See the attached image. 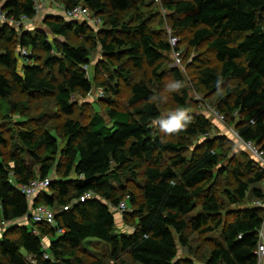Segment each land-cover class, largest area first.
<instances>
[{"label":"trees","instance_id":"obj_1","mask_svg":"<svg viewBox=\"0 0 264 264\" xmlns=\"http://www.w3.org/2000/svg\"><path fill=\"white\" fill-rule=\"evenodd\" d=\"M1 1L10 20L39 17L32 0ZM55 1L64 14L87 7L104 27L96 34L88 22L48 16V32L63 40L57 43L41 29L0 21V116L8 121L15 113L31 121V100L53 99V114L44 112L38 120L50 116L60 123L59 130L31 126L13 135L8 155L10 138L0 126V229L11 224L0 239V264H259L264 208L244 205L249 197L264 199V167L246 151L228 156L225 142H232L211 139L213 127L202 114L185 116L179 131L205 138L189 157L184 141H164L155 131L162 120L156 92L135 71L151 69L161 83L172 76L179 109L186 111L189 101L183 67H165L166 56L172 58L166 33L150 28L135 0ZM161 6L172 16L176 37L189 33V48L206 45L214 53V64L195 59L191 90L220 93L224 118L230 117L243 141L264 152V0H161ZM70 35L83 43L71 44ZM97 43L109 60L104 80L105 67L95 66L92 79L85 70ZM121 81L130 88L128 110L115 100ZM95 84L103 99L109 93L108 120L97 113L84 124L76 119L74 97L90 95ZM225 174L236 181L223 192L228 211L214 182ZM45 178L51 179L49 191L29 203L20 186ZM131 182L140 193L128 190L125 183ZM88 193L92 197L82 201ZM124 201L132 208L126 232L118 229L114 212ZM39 206L55 212V225L33 222L31 210ZM23 219L28 222L18 223ZM193 234L211 235L206 256L195 257ZM180 248L188 255L180 258Z\"/></svg>","mask_w":264,"mask_h":264},{"label":"rangeland","instance_id":"obj_2","mask_svg":"<svg viewBox=\"0 0 264 264\" xmlns=\"http://www.w3.org/2000/svg\"><path fill=\"white\" fill-rule=\"evenodd\" d=\"M136 5L138 6V12L142 15H144L148 20L150 24V28L153 30L158 31H164L166 34V37L164 35V38L168 41L170 40V36L174 35V31L171 28V14L166 12L162 6H161V0H135ZM54 3L51 4L50 0H42L41 4L44 6V11H42L38 18H36L33 21L26 22L21 26L20 29L22 30H37L41 29L45 31L48 34V38L52 42L60 43L63 41L62 39L56 38L54 35H52L50 32H48V29L45 26V20L48 18V16L51 15H63L65 16L64 9L61 4L57 3L55 0ZM3 5V1L0 0V7ZM127 16V15H126ZM127 18H131L130 16H127ZM103 20V18H101ZM104 22V20H103ZM2 23V22H1ZM104 27V26H103ZM103 27L99 26V29L95 33L97 34L100 29ZM171 28V29H170ZM179 37V44L178 47L181 50L182 57H185V62L183 65V74L186 78V88L189 92V101H188V109L186 111H181L178 107V105L175 103L174 99L172 98L173 93L177 92V86L175 83L174 78L172 76L167 77L162 83L158 82L154 79V75L152 73L151 69L144 68L143 71L137 70L135 71V77L137 80L143 79L146 82L149 83L151 88L156 92V102L159 104V108L162 113V120L160 122L155 123V131L158 133V135L164 140V141H170V142H178V141H184V143L187 146V156H191L193 153L195 147L199 145L201 142H204L205 138L202 137H189V136H180L179 131L182 130L186 126V120H184V117L188 114H202L206 118L209 119L211 125L213 128H211V139L216 138H222L225 137L228 139L231 143L225 142L226 149L228 150V156H232L233 154H239L241 151H245L244 148L240 146V144L236 140V135L233 131H236L234 126L230 125L228 122H230V117H228V121L224 118L222 114L221 107V101H220V93L213 94V95H206L205 93H197L195 88L193 87L191 90V85L194 86L193 80H194V65H195V59H207L211 61V63L215 62L214 60V53L206 46L202 45L200 48L191 49L187 45V37H189V33H184L183 31H178ZM168 35V36H167ZM71 39L69 42L71 44H81L83 43V39H79L73 35H70ZM97 37V36H95ZM169 37V38H168ZM176 37V36H175ZM94 42V41H93ZM93 43H91L92 45ZM92 63L89 66V73L90 78H93L94 74V67L100 65L102 68L105 67L104 73L101 75V80H104L108 76V59L107 56L103 53L102 47L97 43L94 51L91 55ZM170 58V59H169ZM108 60V61H107ZM25 60L21 57H19V64H23ZM165 67L167 69H170L171 67H175L172 58L168 54L165 58ZM214 64V63H213ZM166 69V70H167ZM165 70V69H164ZM194 74V75H193ZM121 86V94L119 97H115V100L117 102V108H120L122 110H128L127 100L129 98L130 88L125 84L124 81L120 82ZM100 91H103V89H99L98 86L95 84L93 92L85 96L83 94H78L74 97V102L76 105L75 114L76 119L79 120L81 123L87 124L89 120L97 113L102 115L104 118L107 119L106 113H105V106L107 103V98H109V93H105V99L104 93H100ZM103 99V100H102ZM31 104L33 105V110L30 113L31 121L27 118L22 117L19 114H11L8 121L4 120L0 116V126L2 130L6 133V136L9 139V147L6 149V153H8L11 150V147L13 146L11 144V137L14 135H17L22 130H29V128L32 126L34 129H40L44 128L48 131H54L59 130V122H56V119L53 117H46L44 122L39 117L44 113L47 112L48 114L52 115L54 111V101L53 99H42L39 98L38 100L32 99ZM108 120V119H107ZM172 123V128L174 130H168V123ZM43 130V129H42ZM236 142V145L234 144V141ZM18 146H21L19 143H17ZM26 161L30 166L35 167L34 161L29 156H26ZM229 164V161L227 160L226 163H224V166H227ZM140 182V181H139ZM215 187H216V193L219 194V196L224 200L226 204L225 211H228L232 208L229 204H227V201L223 198V192L226 189H232L236 185L235 179L229 175H218L216 179L214 180ZM128 190L135 188L137 193H140L139 187L134 182L131 183H125ZM259 186H263V184H259ZM258 200H254L252 198H248V202L244 205L247 207H255ZM132 208H128L127 212L124 213V215L120 214L117 209H114L115 212V219L117 222V227L119 230H122L124 232L130 231L129 226H126L124 224V219L128 213H130ZM2 237L3 234H0ZM211 235L207 236H198L197 234H193L191 236L192 241L191 245L194 251L196 252L195 257L201 258L203 255H207L209 251L211 250V241L209 240ZM217 236V235H215ZM43 242L46 246L49 245L48 238H44ZM93 250V249H92ZM187 251L180 248L179 251V257L183 258L184 256H187ZM201 263L199 264H205L202 263L203 261L199 260ZM259 264H264V262H260Z\"/></svg>","mask_w":264,"mask_h":264},{"label":"built area","instance_id":"obj_3","mask_svg":"<svg viewBox=\"0 0 264 264\" xmlns=\"http://www.w3.org/2000/svg\"><path fill=\"white\" fill-rule=\"evenodd\" d=\"M42 0H32L35 10L40 15V13L44 10V6L41 4ZM51 4L53 3V0H50ZM65 16L67 19L77 20V21H83L88 22L92 26L98 28V26L101 25V20L93 17L92 13L87 7L84 6H78L74 8L73 10H69L65 12ZM0 21L7 22V23H13L17 28H21L23 24L26 22H30V20L26 16H22L19 20H10L6 13H4L0 9ZM178 44L179 39L175 37L174 35L170 36V45L172 47V60L174 62V65L178 68L183 67V58L181 50H178ZM21 54L27 55L28 50L27 49H21ZM85 70H89V66L85 67ZM100 93L103 94V91H100ZM224 120V117L222 118ZM252 123H254L252 121ZM236 135V140L240 144L242 148L245 149V151L255 160L257 161L261 166L264 167V152L260 151L254 144L247 143L242 140V138L239 136V134L236 131H233ZM50 178L45 179H37L31 181L27 185H21L20 190L23 194L27 197L29 203L33 204L34 199L43 192H48L51 184ZM92 194L88 193L85 196L81 198L82 201H85V199L91 198ZM127 201H124L120 204L119 207H117V211L124 215L125 212L128 210V205L126 203ZM256 207L264 208V199L258 200L256 203ZM65 210H68V207H65ZM55 212L48 208L47 206H39L33 210H31V218L33 222L40 223V224H48V225H55ZM11 225L9 223L3 222L2 228L0 230V234H3L7 227ZM256 256L259 260V262H262L264 260V225L262 229L259 232V241L258 246L256 250Z\"/></svg>","mask_w":264,"mask_h":264},{"label":"crops","instance_id":"obj_4","mask_svg":"<svg viewBox=\"0 0 264 264\" xmlns=\"http://www.w3.org/2000/svg\"><path fill=\"white\" fill-rule=\"evenodd\" d=\"M27 219V218H26ZM25 219H23L22 221H19L18 223H20V224H26L28 221H26ZM1 230V229H0ZM2 237L0 236V239H1ZM263 262H264V260H263Z\"/></svg>","mask_w":264,"mask_h":264},{"label":"clouds","instance_id":"obj_5","mask_svg":"<svg viewBox=\"0 0 264 264\" xmlns=\"http://www.w3.org/2000/svg\"><path fill=\"white\" fill-rule=\"evenodd\" d=\"M167 127H168V130H174V129L172 128V123H171V122L168 123V126H167ZM259 263H260V262H259Z\"/></svg>","mask_w":264,"mask_h":264},{"label":"bare ground","instance_id":"obj_6","mask_svg":"<svg viewBox=\"0 0 264 264\" xmlns=\"http://www.w3.org/2000/svg\"><path fill=\"white\" fill-rule=\"evenodd\" d=\"M227 121V120H226ZM2 228V227H1Z\"/></svg>","mask_w":264,"mask_h":264}]
</instances>
